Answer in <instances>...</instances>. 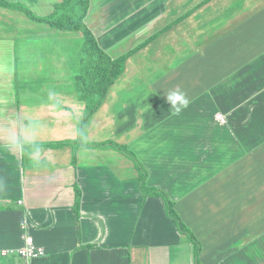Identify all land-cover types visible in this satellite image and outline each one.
I'll list each match as a JSON object with an SVG mask.
<instances>
[{
  "label": "crops",
  "instance_id": "obj_1",
  "mask_svg": "<svg viewBox=\"0 0 264 264\" xmlns=\"http://www.w3.org/2000/svg\"><path fill=\"white\" fill-rule=\"evenodd\" d=\"M8 1L45 17L61 0ZM10 9L0 6V264H196L134 161L75 143L86 102L54 69L62 43L46 37L62 34H45L61 29L26 33V13ZM85 23L112 58L150 41L86 120L84 140L136 155L200 242V264H264V0H91ZM172 92L189 101L179 114ZM25 235L44 255H3Z\"/></svg>",
  "mask_w": 264,
  "mask_h": 264
},
{
  "label": "trees",
  "instance_id": "obj_2",
  "mask_svg": "<svg viewBox=\"0 0 264 264\" xmlns=\"http://www.w3.org/2000/svg\"><path fill=\"white\" fill-rule=\"evenodd\" d=\"M91 0H61L56 4L54 13L47 17L36 16L26 6L21 3H13L8 0H0V5L7 8L19 9L29 17L46 22L52 27L61 30L81 32L83 43L78 50L80 61V71L74 77L75 89L80 100L86 102V113L78 127V137L75 143L82 147H103L112 146L127 155L134 161L140 172V187L145 196L159 195L166 201L168 216L174 220L179 230L188 235L194 244V260L199 262L200 242L192 231L184 224L180 216L174 209L173 202L159 189L147 185L148 172L136 155L125 146L111 142L87 143L84 140L83 130L86 120L101 106L106 94L112 84L124 73L128 58L138 51L142 46L150 41H144L134 49L116 58L109 56L99 45L93 31L85 23V18L89 11ZM62 143L52 144L59 146ZM81 200V190L77 188L74 210L79 214Z\"/></svg>",
  "mask_w": 264,
  "mask_h": 264
},
{
  "label": "rangeland",
  "instance_id": "obj_3",
  "mask_svg": "<svg viewBox=\"0 0 264 264\" xmlns=\"http://www.w3.org/2000/svg\"><path fill=\"white\" fill-rule=\"evenodd\" d=\"M10 10L15 11L13 9H10ZM24 15H26V16H24ZM24 15H23V17H26L24 20V22H25L24 28L27 29V30H25L26 33L30 32L29 29L31 27H34L40 31L42 27H45L46 25H48L46 22H42L43 24H38V25L33 24V22L29 20L32 18L29 17L27 14H24ZM45 17H47V16H45ZM32 20H34V19H32ZM50 31L51 30L46 29L45 34H49V35H60V34H62L61 36L46 37V39L49 41H52L54 44L62 43V48H63V53H64L63 61L65 62L64 63L62 60H59V61L56 60L55 62L58 65H56L57 67H54V69H62L63 67H65L67 74H68V79L70 80V82H73L74 78H73V75H71L70 73H71L72 69L75 68L74 67L75 64H80L79 56H78V50L80 49V47L83 43L82 33L77 32V31H69V37H68L66 34H63L67 30H56V31H53V33H51ZM27 35L29 36V34H27ZM66 44H67V48H66V50H64V47ZM69 75H71V76H69ZM65 79H67V76L65 77ZM73 84L75 85L74 82H73ZM50 85L52 88V87H54L55 84L51 83ZM56 85H57V83H56ZM58 85H59V83H58ZM60 85H65L64 81L61 82ZM16 88H21V90H22L23 87H19V85L16 84ZM58 100H60V99H58Z\"/></svg>",
  "mask_w": 264,
  "mask_h": 264
},
{
  "label": "built area",
  "instance_id": "obj_4",
  "mask_svg": "<svg viewBox=\"0 0 264 264\" xmlns=\"http://www.w3.org/2000/svg\"><path fill=\"white\" fill-rule=\"evenodd\" d=\"M216 118L220 122L226 121V117L222 113H218L216 115ZM19 203H23V201L20 200ZM27 226H28L27 223H25L22 226V228L25 229V227H27ZM9 253H17L18 255L29 260L34 256L44 255L45 249L41 245H38L32 236L25 235L23 238L22 245L18 249L5 251V252H3V255H7Z\"/></svg>",
  "mask_w": 264,
  "mask_h": 264
},
{
  "label": "clouds",
  "instance_id": "obj_5",
  "mask_svg": "<svg viewBox=\"0 0 264 264\" xmlns=\"http://www.w3.org/2000/svg\"><path fill=\"white\" fill-rule=\"evenodd\" d=\"M167 101L170 103L171 108L175 109L177 114H179L182 109L187 108L189 104L188 99L182 92H172L168 94Z\"/></svg>",
  "mask_w": 264,
  "mask_h": 264
}]
</instances>
